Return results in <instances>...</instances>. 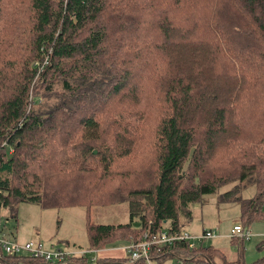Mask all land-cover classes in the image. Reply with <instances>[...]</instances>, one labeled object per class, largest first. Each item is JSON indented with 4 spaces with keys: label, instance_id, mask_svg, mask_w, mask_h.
I'll return each mask as SVG.
<instances>
[{
    "label": "trees",
    "instance_id": "obj_1",
    "mask_svg": "<svg viewBox=\"0 0 264 264\" xmlns=\"http://www.w3.org/2000/svg\"><path fill=\"white\" fill-rule=\"evenodd\" d=\"M76 178L103 195L64 203L63 191L47 192ZM230 182L254 187L247 198H218L238 201L247 228L264 215V0H0V201L9 217L24 200L81 206L95 250L185 230L189 204ZM120 201L127 221H89L90 204ZM148 253L158 264H264V255L226 260L181 239ZM65 259L0 256L145 264L126 251Z\"/></svg>",
    "mask_w": 264,
    "mask_h": 264
},
{
    "label": "rangeland",
    "instance_id": "obj_2",
    "mask_svg": "<svg viewBox=\"0 0 264 264\" xmlns=\"http://www.w3.org/2000/svg\"><path fill=\"white\" fill-rule=\"evenodd\" d=\"M32 92L29 93V96ZM151 172V169H149ZM84 180V179H83ZM81 178L76 180L65 181L62 184L49 185L47 192L52 188L54 191L61 190L60 193L65 202L72 200L84 199L90 197H99L101 190L99 188H90L89 184L83 185ZM234 182L225 183L216 186L213 192L205 193L197 201L189 204L191 217L185 219L182 215L179 216L180 224L188 233L200 235L207 229L213 231V235L201 237L200 240L194 239V244H200L203 247L210 245L222 251L223 258L226 260H234L240 258L243 262L248 263L256 258L264 255V247H257L256 244L264 238V215L258 219L251 220L246 226L250 231L249 238L244 240L241 247L233 245L229 241V228L234 223H240V208L236 200L225 201L218 200L221 192L228 191V196L233 195L247 198L253 196V185H247L242 190L234 191ZM101 187V186H100ZM81 193L78 189H81ZM32 190H35L34 188ZM79 193L82 196L74 198L67 196L69 193ZM83 196H87L85 199ZM50 197L49 196V200ZM90 199V198H89ZM62 202V203H63ZM7 213L3 226L7 230L10 237L18 241L25 240H41L47 246L52 243L56 248L70 255L84 254L88 259L94 256V249H89L88 241L85 233V213L81 206H57L49 205L42 206L36 200H24L17 202L14 205L15 216H10ZM264 209V208H263ZM264 212V210H262ZM89 221L98 223H121L128 220L127 201H120L116 204H90L86 211ZM125 243L124 240H115L104 245L103 249H112L121 247ZM127 245L126 243L124 244ZM123 246V247H125ZM124 253V250H119V254ZM213 256L214 252L210 253ZM114 257V256H113ZM210 258V257H209ZM211 259V258H210ZM222 259V258H221ZM219 256H214L215 264H221Z\"/></svg>",
    "mask_w": 264,
    "mask_h": 264
},
{
    "label": "built area",
    "instance_id": "obj_3",
    "mask_svg": "<svg viewBox=\"0 0 264 264\" xmlns=\"http://www.w3.org/2000/svg\"><path fill=\"white\" fill-rule=\"evenodd\" d=\"M8 151H12V147L8 146ZM264 207V202L263 205ZM5 207L1 205L0 201V256L3 255H29L35 258H42L45 261L55 262V263H65V255L68 254L66 252L61 251L56 248L54 244L50 243L48 246L39 240H25L18 241L13 237H10L7 233V230L4 229L3 223L6 219L7 213L4 212ZM250 231L247 228H243L240 223H234L229 228L228 236H242L245 240L249 238ZM213 235V231L207 229L202 232V234H190L187 230L178 231V233L167 234L163 229L160 232H153L147 234L144 232L141 239L135 240L129 244H127L124 249L126 253L129 255L131 260H136L137 258H141L144 260L145 264H158L153 259L149 257V246L154 242H171L174 239L184 240L187 243L189 248L196 246L194 244V239L200 240L201 237L211 236ZM264 235V232H263ZM1 264V260H0ZM178 264H184L182 262H178Z\"/></svg>",
    "mask_w": 264,
    "mask_h": 264
},
{
    "label": "crops",
    "instance_id": "obj_4",
    "mask_svg": "<svg viewBox=\"0 0 264 264\" xmlns=\"http://www.w3.org/2000/svg\"><path fill=\"white\" fill-rule=\"evenodd\" d=\"M125 243H127V242L125 241ZM125 243H123V245L121 247H118V248H112V249H107V250L103 249V248L95 249L94 253H93V255H94L93 257H95V256H98V257H104V256L122 257V255H124V253L119 254V250H121V251L124 250V252H125V249L123 247V246H125L124 245ZM176 264H178V262Z\"/></svg>",
    "mask_w": 264,
    "mask_h": 264
},
{
    "label": "water",
    "instance_id": "obj_5",
    "mask_svg": "<svg viewBox=\"0 0 264 264\" xmlns=\"http://www.w3.org/2000/svg\"><path fill=\"white\" fill-rule=\"evenodd\" d=\"M133 225H137V222L135 221V222H133Z\"/></svg>",
    "mask_w": 264,
    "mask_h": 264
}]
</instances>
